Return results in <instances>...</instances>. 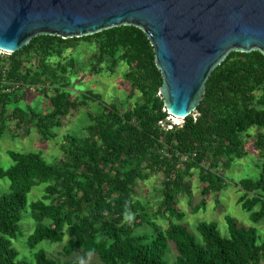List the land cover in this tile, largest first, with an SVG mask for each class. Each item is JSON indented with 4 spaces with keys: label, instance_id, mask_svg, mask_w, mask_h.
I'll list each match as a JSON object with an SVG mask.
<instances>
[{
    "label": "trees",
    "instance_id": "trees-1",
    "mask_svg": "<svg viewBox=\"0 0 264 264\" xmlns=\"http://www.w3.org/2000/svg\"><path fill=\"white\" fill-rule=\"evenodd\" d=\"M80 41L96 47L91 72L113 73L120 62L127 65L125 80L131 89L125 103L105 102L89 90L73 97L69 86L70 76L78 74L75 58H62ZM162 82L154 47L135 25L83 37L40 34L17 51L0 52V137L10 122L16 127L30 122L48 140L56 136L52 129L62 126L63 116L89 101L102 106L88 112L92 122L87 135H64L62 157L56 161L41 152L8 151L13 163L0 166V178L10 180L9 192L0 195V264H32L18 259L12 239L20 234L28 194L39 184H45L44 193L29 205L36 227L28 243L69 236L61 254L82 249L83 259L65 264H86L91 252L104 264H167L169 241L178 251L175 264H264V239L259 240L255 226H240L229 217V234L223 236L216 223L200 221V241L182 221L186 213L177 205L179 196L190 191L193 170L205 197L219 191L225 178L218 168L242 158L248 138L260 154V174L236 182L243 191L239 201L254 222L264 218V53L231 51L208 78L196 110L181 123L167 112ZM28 89L48 99L46 112L23 105ZM135 95V104L126 105ZM157 172L163 173L162 199L152 213L137 186ZM205 204L204 198L195 210ZM158 217L167 227L159 226ZM145 224L155 232L135 233ZM35 257L37 264H56L43 250Z\"/></svg>",
    "mask_w": 264,
    "mask_h": 264
},
{
    "label": "water",
    "instance_id": "water-1",
    "mask_svg": "<svg viewBox=\"0 0 264 264\" xmlns=\"http://www.w3.org/2000/svg\"><path fill=\"white\" fill-rule=\"evenodd\" d=\"M121 25L148 36L167 112L184 119L233 50L264 53V0H0V50L40 34L83 37Z\"/></svg>",
    "mask_w": 264,
    "mask_h": 264
},
{
    "label": "rangeland",
    "instance_id": "rangeland-1",
    "mask_svg": "<svg viewBox=\"0 0 264 264\" xmlns=\"http://www.w3.org/2000/svg\"><path fill=\"white\" fill-rule=\"evenodd\" d=\"M96 51V47L92 42L80 41L72 49L66 51L63 60L68 58H75L76 68L78 74L70 76L71 90L73 97H80L87 90L100 94L105 102L116 101L118 103H125L128 100L127 94L130 92L131 86L125 80V72L127 65L120 62L115 68L114 72L104 71L102 73L91 72L89 66L90 56ZM2 52V51H0ZM4 53V52H3ZM137 95L129 99L128 104H135ZM33 105L37 110L46 112L49 108V101L40 92L35 89H28L27 97L23 101V105ZM124 107V105H123ZM102 108L98 101H89L88 106H80L72 111L71 114L62 117V126L54 127L52 131L56 134L48 140L42 138L34 123H24L22 127H16L14 122L9 123L7 131L0 137V166L8 168L13 160L9 155V150L21 151H36L41 152L43 156L49 161H56L62 157L60 150V143L63 141L65 134H72L76 136L87 135L86 127L91 124L92 120L89 118V111H99ZM170 118V117H169ZM172 119V118H171ZM173 120L178 123L183 122V119L178 118ZM257 129L251 132L254 134ZM247 153L242 158H236L229 168H224L220 165L218 170L224 175L225 183L223 187L217 192H211L206 197L202 193L203 185L199 180L198 173L193 170L194 174L189 178L190 191L188 194L179 196L177 205L180 210L186 214L182 220L189 230L193 232L197 239L202 241V236L197 230V225L200 221L214 222L217 224L223 236H228V218H234L240 226L250 227L255 226L259 235V240L264 239V218L258 222L251 219V213L246 210L239 201L240 195L243 191L236 182L242 178L256 179L260 174V154L253 148L252 139H246ZM163 173L157 172L153 174L150 179L140 180L137 186L138 196L144 199L150 209L156 210L160 200L162 199ZM45 184H39L32 188L28 194V206L23 211V217L20 222V234L12 239V246L18 251V259L29 261L32 264H37L35 254L43 250L51 257L56 264H65L70 259H83V250H77L70 256H63L61 250L68 240L69 236H65L63 241H52L50 239H43L35 246H30L28 243L29 235L36 227V221L30 213V203L39 199L44 193ZM10 180L8 178H0V195L10 190ZM206 199V204L198 211L195 206L200 204L203 199ZM157 222L161 228H165L168 222L161 217H158ZM152 233L155 232L154 227L150 224H145L136 229L135 233ZM178 256L176 244L169 241L168 248L165 254L167 264H175ZM86 264H104L99 254L91 252L87 259H84Z\"/></svg>",
    "mask_w": 264,
    "mask_h": 264
},
{
    "label": "built area",
    "instance_id": "built-area-1",
    "mask_svg": "<svg viewBox=\"0 0 264 264\" xmlns=\"http://www.w3.org/2000/svg\"><path fill=\"white\" fill-rule=\"evenodd\" d=\"M0 51L4 52L3 50H0ZM171 118L173 119L172 115H171ZM161 124L164 125V123H162V121H161ZM168 127H171V125H168Z\"/></svg>",
    "mask_w": 264,
    "mask_h": 264
},
{
    "label": "bare ground",
    "instance_id": "bare-ground-1",
    "mask_svg": "<svg viewBox=\"0 0 264 264\" xmlns=\"http://www.w3.org/2000/svg\"><path fill=\"white\" fill-rule=\"evenodd\" d=\"M174 119H175V120H179L178 117H176V116H174Z\"/></svg>",
    "mask_w": 264,
    "mask_h": 264
},
{
    "label": "clouds",
    "instance_id": "clouds-1",
    "mask_svg": "<svg viewBox=\"0 0 264 264\" xmlns=\"http://www.w3.org/2000/svg\"><path fill=\"white\" fill-rule=\"evenodd\" d=\"M173 120V119H172ZM174 122H176L175 120H173ZM176 123H178V122H176Z\"/></svg>",
    "mask_w": 264,
    "mask_h": 264
}]
</instances>
